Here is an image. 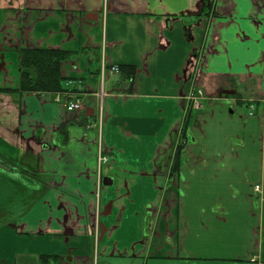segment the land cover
Segmentation results:
<instances>
[{"label": "crops", "instance_id": "0c3cea01", "mask_svg": "<svg viewBox=\"0 0 264 264\" xmlns=\"http://www.w3.org/2000/svg\"><path fill=\"white\" fill-rule=\"evenodd\" d=\"M23 48L83 108L0 91V264H264V0H0V90Z\"/></svg>", "mask_w": 264, "mask_h": 264}, {"label": "trees", "instance_id": "16d2710c", "mask_svg": "<svg viewBox=\"0 0 264 264\" xmlns=\"http://www.w3.org/2000/svg\"><path fill=\"white\" fill-rule=\"evenodd\" d=\"M72 53L60 49L43 48H23L21 50V84L18 89H1L0 91L14 93L23 92H66L73 94L75 89L66 88V79L61 75V65L67 59L72 57ZM120 68V79L118 84H127L126 93H131L133 89L136 67L133 65H122ZM73 98L72 95L68 97ZM189 124V117L186 119L182 136H185ZM183 146L178 145L170 176H174L181 164Z\"/></svg>", "mask_w": 264, "mask_h": 264}, {"label": "built area", "instance_id": "2783aa9c", "mask_svg": "<svg viewBox=\"0 0 264 264\" xmlns=\"http://www.w3.org/2000/svg\"><path fill=\"white\" fill-rule=\"evenodd\" d=\"M119 69L118 67H113L111 70H109V75L113 74V73H118ZM108 76V74H104V77ZM64 98H65V104H66V108L69 112H78L79 110L82 109V103L80 100H76V101H70L68 99L69 93H64ZM103 92L101 93V97H103ZM190 100L193 103V106L196 109H202L204 107V103H203V92L200 89H196L194 90L191 95H190ZM57 100H60V95L57 98ZM250 109L253 110L255 109L254 105L250 106ZM101 162L105 160V158H103V156H101L100 158ZM256 191L258 192H262V187L261 186H256Z\"/></svg>", "mask_w": 264, "mask_h": 264}, {"label": "water", "instance_id": "95a60500", "mask_svg": "<svg viewBox=\"0 0 264 264\" xmlns=\"http://www.w3.org/2000/svg\"><path fill=\"white\" fill-rule=\"evenodd\" d=\"M86 17L90 21L98 19V15L97 14H88ZM232 93H234V92H232L230 90H227V91L223 92V94H232ZM93 114H94L93 110H86V116L87 117H91V116H93ZM103 183L105 185L112 184V180L110 178H104Z\"/></svg>", "mask_w": 264, "mask_h": 264}, {"label": "rangeland", "instance_id": "374dc122", "mask_svg": "<svg viewBox=\"0 0 264 264\" xmlns=\"http://www.w3.org/2000/svg\"><path fill=\"white\" fill-rule=\"evenodd\" d=\"M0 188H2L1 187V182H0ZM19 192H22L20 189L17 191V190H14V192L13 193H15V194H21V193H19ZM1 194V193H0ZM5 195H8V193H5ZM1 205V204H0Z\"/></svg>", "mask_w": 264, "mask_h": 264}]
</instances>
